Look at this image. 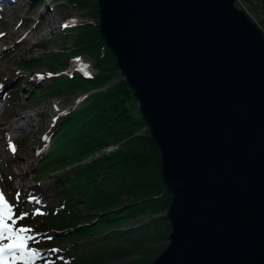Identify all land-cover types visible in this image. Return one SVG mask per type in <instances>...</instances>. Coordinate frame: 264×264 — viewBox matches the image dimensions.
Here are the masks:
<instances>
[{"label":"water","instance_id":"water-1","mask_svg":"<svg viewBox=\"0 0 264 264\" xmlns=\"http://www.w3.org/2000/svg\"><path fill=\"white\" fill-rule=\"evenodd\" d=\"M172 194L152 264H264V31L236 0H97Z\"/></svg>","mask_w":264,"mask_h":264},{"label":"trees","instance_id":"trees-1","mask_svg":"<svg viewBox=\"0 0 264 264\" xmlns=\"http://www.w3.org/2000/svg\"><path fill=\"white\" fill-rule=\"evenodd\" d=\"M71 2L91 20L71 26L76 28L71 40L74 48H63L52 64L56 73L61 72L69 59L87 55L97 73L56 76L47 91L50 95L81 93L82 99L73 109L55 118L40 142V147H48L37 162V178L61 173L56 174L58 182L50 190L61 206L54 209L59 215H54L48 223L36 222L42 228L37 232H44L49 225L63 231V236H71L64 241L57 235L41 238L45 252H37V257L70 238L64 250L52 255L54 261L89 264L116 254L133 255L146 241L168 239L160 223L168 230L170 222L165 214L156 215L169 206L172 194L163 184L160 150L139 112L137 98L99 32L97 3L91 7V0ZM245 2L260 16L258 24L264 31V0ZM236 4L241 6L238 0ZM40 90L41 87H35L30 98L34 99ZM9 99L14 102V98ZM110 145L116 148L83 163ZM78 202L83 208H78ZM84 216L91 220H82ZM141 216L151 218L137 227L117 229ZM150 228H155L157 233L151 234ZM77 239L85 242L81 249L75 243ZM97 240L98 246H87ZM130 264H146V261L139 259Z\"/></svg>","mask_w":264,"mask_h":264},{"label":"rangeland","instance_id":"rangeland-1","mask_svg":"<svg viewBox=\"0 0 264 264\" xmlns=\"http://www.w3.org/2000/svg\"><path fill=\"white\" fill-rule=\"evenodd\" d=\"M10 1L11 4H9V7L11 13L7 15L0 10V17L3 16L5 18L7 15L6 18L14 26H17L20 31H28L31 29L41 16L45 18V23L49 20L57 21L55 31L39 41H35L34 37L41 36L43 31H32V35L34 36L32 37V41L23 43L22 49L17 46L19 42L18 36H13L11 39L6 40L0 38V67L8 69L0 77V130L7 128L15 120L18 121L17 124L20 126L26 125L27 121L20 120L23 114L32 115L35 125L37 120L42 119L36 127L33 124V126L22 127L17 132L15 131L14 134L17 137L14 145L10 142L6 143V138H3L5 134L0 131V191L4 193L8 202L14 206V218L27 213V215L23 216V219H17L15 227L31 229L27 235L33 236L34 238L28 241V247L36 249L37 252H45L44 248H42L45 245H42L41 238L57 235L58 238L60 236L64 241L65 237H70L71 235L63 236V231L55 227H49V225L45 228L44 232H37L42 229L37 223H48L54 215L58 216L59 213L54 209L61 206V201L50 192L58 182V176L56 174L61 173H54L46 177L37 178V162L48 147L47 145L40 147V142L47 128L54 122L55 117L62 112H68L73 109L77 101L82 99L81 93L50 95L47 91L56 76L70 75L76 72L77 70L74 69V71L73 68L77 64L82 66L84 70L81 72L84 74L97 73L93 60L87 55L78 56L72 58V60L69 59L67 66L62 68L61 72L57 73L54 69L55 65L53 66L52 63H55V58L63 48H74L72 45L73 41L71 40L75 36L74 31L76 28L71 26L91 20V18L89 16L88 18L82 10L73 5L71 0ZM95 3H97V0H91V7ZM238 3L241 5L239 7L245 9L259 23L260 16L250 9V6L245 0H238ZM26 18L30 20L26 21ZM33 60L35 63L31 65L30 61ZM38 74L41 75V80L34 79ZM35 87H41V90L38 91L34 99H31L30 95ZM9 98H14V102H9ZM38 111L44 112L42 115H37L36 113ZM13 147L15 151H13ZM95 154L87 159L91 158L93 160V158L98 157ZM21 156L24 157V162L21 160L23 159ZM17 194H19V198H17ZM77 205L79 209L83 208V205H80L79 202ZM168 208L169 206L157 214L156 217L163 216L168 211ZM37 210H39L40 214H37ZM82 212L85 213L84 211ZM150 218L148 216L143 219L141 216L129 223L118 226L117 229L127 230L129 227H137L147 222ZM82 220L89 221L91 218L84 216ZM160 226H163L161 229L169 235L171 229L168 228L166 230L163 223H160ZM149 232L155 234L157 230L150 228ZM83 241V239H77L75 243L78 248L81 249L83 243H85ZM69 242L70 238H67L65 244H57L49 247V251L44 256L36 257L34 260L29 261V264H57L53 256L61 252L60 249L64 250L66 244ZM95 242L99 241H92L87 246H98L99 244ZM130 242L128 245L131 244ZM118 245L121 246L122 243H118ZM167 245V238L156 242L146 241L145 245L139 248L133 255L116 254L108 260L89 264H130L139 259L146 261V264H152ZM16 264H24V262L17 261Z\"/></svg>","mask_w":264,"mask_h":264},{"label":"snow or ice","instance_id":"snow-or-ice-1","mask_svg":"<svg viewBox=\"0 0 264 264\" xmlns=\"http://www.w3.org/2000/svg\"><path fill=\"white\" fill-rule=\"evenodd\" d=\"M0 35L3 34L0 33ZM13 151H15L14 147ZM13 207L5 198L4 193L0 191V264H16L17 261L29 264V261L37 257V250L28 247V241L34 237L27 235L31 229L15 227L17 219H23L27 213L14 218ZM37 214H40L39 210Z\"/></svg>","mask_w":264,"mask_h":264},{"label":"bare ground","instance_id":"bare-ground-1","mask_svg":"<svg viewBox=\"0 0 264 264\" xmlns=\"http://www.w3.org/2000/svg\"><path fill=\"white\" fill-rule=\"evenodd\" d=\"M1 2V7H0V10L3 11L4 13H6L7 15L10 14L11 10H10V5L11 4V1L10 0H0ZM14 2V1H13ZM7 15L5 16V18L3 16L0 17V29H5V30H0V33H2L3 35H0V38L1 39H11L13 36H18L19 37V42L17 44L18 47H21L22 49V44L23 43H26L27 41H32V37H34L32 35V31H38V30H42L43 33L41 34V36H35L34 37V40L35 41H39L41 39H43L46 35L50 34V33H53L55 31V29L57 28L56 24H57V21H48L47 23H45V18L44 17H40V19L38 20V22L35 23V25L29 29L28 31H20L18 30L19 28L17 26H14V24H12L7 17ZM30 20L29 18H26V21ZM4 27V28H2ZM1 49V47H0ZM6 70H8L7 68H4V67H0V77L6 73ZM35 80H41L42 77L41 75H36ZM33 79V80H34ZM1 96V94H0ZM1 100V98H0ZM44 112V111H43ZM42 111H38L36 114L37 115H42L43 113ZM33 116L32 115H29V114H26V115H21V119L20 120H23V121H27V124L26 125H22L20 126L19 124H17L18 121H14V122H11V124H9L7 126V128L5 129H1L0 131L5 134L3 135V138H7L8 135H15L14 132L18 131L19 129H21L22 127H26V126H33L34 124V119H32ZM40 120H37V123L36 125L34 124V126H38L40 124ZM5 130V131H4ZM21 160H23L24 162V157L21 156Z\"/></svg>","mask_w":264,"mask_h":264},{"label":"built area","instance_id":"built-area-1","mask_svg":"<svg viewBox=\"0 0 264 264\" xmlns=\"http://www.w3.org/2000/svg\"><path fill=\"white\" fill-rule=\"evenodd\" d=\"M116 148V146H114V145H110V146H108L107 148H105L104 150H102L101 152H96V156H100L102 153H104V152H108V151H111V150H113V149H115ZM94 159V158H93ZM88 161H91V158H89V159H86V160H84L83 161V163H85V162H88Z\"/></svg>","mask_w":264,"mask_h":264}]
</instances>
